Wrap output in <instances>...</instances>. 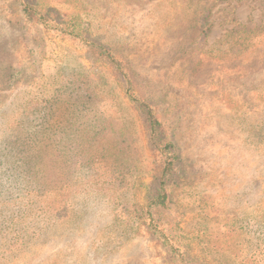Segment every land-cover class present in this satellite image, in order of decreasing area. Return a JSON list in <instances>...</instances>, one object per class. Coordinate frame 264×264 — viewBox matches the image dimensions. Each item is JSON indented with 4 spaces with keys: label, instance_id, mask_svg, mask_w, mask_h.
I'll return each instance as SVG.
<instances>
[{
    "label": "rangeland",
    "instance_id": "1",
    "mask_svg": "<svg viewBox=\"0 0 264 264\" xmlns=\"http://www.w3.org/2000/svg\"><path fill=\"white\" fill-rule=\"evenodd\" d=\"M16 1L0 0V142L24 133L23 114L38 116L35 97L48 98L64 78L55 117L110 119L119 129L126 121L139 137L138 168L128 173L101 157L76 173L61 157L52 192L0 204V264H179L148 224L160 161L123 76L54 29L41 28L30 50ZM55 3L122 55L171 125L182 160L169 187L176 227L167 231L190 252L189 264H264V0ZM81 82L99 96L73 110ZM15 187L2 189L15 198L24 192Z\"/></svg>",
    "mask_w": 264,
    "mask_h": 264
},
{
    "label": "trees",
    "instance_id": "2",
    "mask_svg": "<svg viewBox=\"0 0 264 264\" xmlns=\"http://www.w3.org/2000/svg\"><path fill=\"white\" fill-rule=\"evenodd\" d=\"M16 3L22 22L20 28L30 50L37 44L36 34L41 28L54 29L57 34L70 40H77L79 45L94 50L96 56L104 58L117 74L123 76L126 95L140 110L149 145L160 161L158 183L146 205L148 224L158 240L168 249L173 261L189 264L190 252L183 250L170 231H167L169 226L176 227L174 221L172 220L174 224L171 225L172 221L169 219L171 217L169 187L179 176L182 160L171 125L148 100L136 73L122 55L116 54L104 41L91 36L82 15H60L63 13L55 6V0H17ZM262 16L263 20L259 27L262 29L261 32H264V12ZM14 70L16 68L10 73L7 72V81L15 78L17 73ZM79 78L83 80L84 76ZM61 80L57 85L65 89L64 78ZM74 81L77 80L68 77L65 83ZM83 81L86 82L85 79ZM82 83L77 84L73 91L78 89L83 92L78 91L76 95L71 93L74 103L71 104L67 100L74 107L73 110L74 104H85L99 96L97 88L84 87ZM60 87L55 88L46 99L35 97L32 106L37 104L34 108L38 116L36 120L26 119L27 114H23L24 133L14 139L9 138V134L0 142V204L17 203L26 195L52 192L56 183L53 176L63 174L59 165L61 157L66 156L63 166L67 170L74 168L76 173L95 169L101 157L113 158L120 168L127 170L128 173L136 167L134 158L139 137L135 135L132 126L125 121V126L122 125L119 129L110 119L80 117L77 114L66 116V113H63L61 118H56L57 104L62 96ZM81 118H86L87 121H82ZM93 175L97 178L102 177L96 171H93ZM8 184L16 190H21L15 186L22 184L24 192L13 198L2 189ZM103 184L107 190L114 188L111 180Z\"/></svg>",
    "mask_w": 264,
    "mask_h": 264
}]
</instances>
